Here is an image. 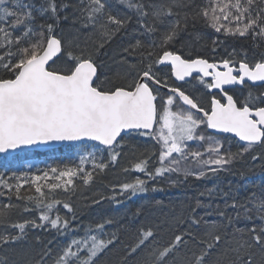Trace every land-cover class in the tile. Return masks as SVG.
<instances>
[{
    "label": "snow or ice",
    "instance_id": "6c2138e0",
    "mask_svg": "<svg viewBox=\"0 0 264 264\" xmlns=\"http://www.w3.org/2000/svg\"><path fill=\"white\" fill-rule=\"evenodd\" d=\"M117 2L126 5L131 15H122L112 0H78L75 5L65 0H43L39 7L26 0H0V153L58 142L91 141L102 146L97 151L107 153V162L103 155L98 161L96 152H87L81 154L80 164L91 159L93 168L103 171L118 163L126 139L143 137L159 146L158 166L150 171L151 156H145L131 170L146 179L137 177L134 183L119 185L120 195H137L145 193L148 182L157 178L175 184L172 174L201 179L227 171L237 157H243L255 145H264V56L249 63L246 53L237 60L233 50L229 58L210 62L175 50L190 21L194 24L203 20L216 32L223 29L233 35L250 36L254 43L264 41V0H207L202 6L195 0ZM69 7L79 13L72 20L73 26L78 23L86 36L83 47L75 45L78 50L66 44L57 31L62 20L69 19L67 14L61 15ZM37 16L44 22L37 24ZM133 18L138 25L134 31L146 39L125 49L134 59L123 61L129 65L122 76L124 83L106 87L100 80L96 60L86 53L87 44L98 38L99 52ZM218 43L212 41L213 53ZM187 45L191 46V41ZM161 66L167 70L163 76ZM192 80L209 93L219 90L223 98L212 94L205 106L194 93L175 83ZM229 85H241L250 91L237 99L226 90ZM214 133L232 134L244 142L241 151L223 150ZM79 173H83L80 178L87 185L93 174L81 166L65 170L52 167L30 178L14 176L16 183L0 177V196L10 200L14 192L16 199H27L39 210L38 220L10 223L5 209L15 206L4 203L0 207V224L7 223L18 234H0V245L23 239L28 226L67 231L70 222L59 214L56 206L61 201L52 193L69 192ZM25 184L34 189L35 195H21ZM200 195L209 199L207 203L197 200L196 207L205 209L204 216L219 219L205 220L193 209L188 229L175 235L170 243L160 245L152 230L142 231L127 256L134 257L151 245L142 264H169V260L175 264L174 254L192 241L199 252L192 253L188 264H264V198L245 202L215 188ZM217 197L224 199L223 209L212 207ZM63 207L73 212L70 203L64 202ZM54 209L56 215L52 218ZM32 210L25 205L24 211ZM240 219L251 222L246 230L248 238L241 229L228 231ZM193 227H203L204 232L198 235ZM97 229L102 230L103 224ZM90 233L91 229H87L83 237L73 238L52 258V264H97L99 255L116 242V237L113 234L104 240ZM51 256L49 248L39 264H48ZM0 264H6V260L0 259Z\"/></svg>",
    "mask_w": 264,
    "mask_h": 264
},
{
    "label": "trees",
    "instance_id": "16d2710c",
    "mask_svg": "<svg viewBox=\"0 0 264 264\" xmlns=\"http://www.w3.org/2000/svg\"><path fill=\"white\" fill-rule=\"evenodd\" d=\"M41 5L43 0H26ZM60 3L61 0H56ZM70 5H75L78 0H65ZM207 0H195V4L203 5ZM113 7L122 15L128 12L126 5L120 4L117 0H112ZM69 19L62 20L58 34L61 39L70 44L73 50L76 44L84 46L85 34L80 30L77 23L73 26L74 17H79V13L72 7L66 10ZM44 19L37 16L36 23H42ZM227 23V22H224ZM138 25L135 18L132 19L129 26L117 33L113 39L105 45L99 52L96 51L98 38L89 42L86 47V53L91 54L96 60L100 80L106 87L113 84H123L122 76L127 72L129 65L124 63L125 58L132 61L134 56L125 49L129 45H135L137 40L144 41L146 37L140 36L137 31ZM86 31V30H85ZM199 37V38H198ZM219 41L216 45V52H212V41ZM191 41V46L187 42ZM175 50L183 52L184 55L191 54L192 58L199 55L210 62L222 58H229L235 50L237 60L243 59L245 53L249 63L259 61L264 56V41L257 40L253 42L250 36L241 37L238 34L226 33L223 29L216 32L208 26L203 20L192 23L190 21L186 32H182L175 44ZM61 65H57L59 67ZM162 68V67H161ZM165 69L162 68L161 75H165ZM182 87V86H181ZM183 88V87H182ZM227 140L234 142L239 148V143L230 138ZM123 155L119 158L115 166L110 165L105 170L94 169L91 159L84 165L80 164L81 154L87 152H96L97 160L101 155L107 162V153L97 151L102 148L93 143H82L60 147L48 152H22L13 157L0 156V177L4 180L16 183L14 176L23 178L31 177L36 174H42L44 171L56 167L60 170L84 167L92 172L91 181L85 185L80 178L83 173H79L74 180V188L65 193L62 190H56L52 193L61 203L56 206L62 217L69 220V229L63 233H58L50 226L46 229L32 228L28 226L27 235L23 239L0 245V259L6 260V264H39L45 251L51 249L52 256L48 258V264H52V258L55 257L64 247H66L73 238H81L85 235V230L91 229L90 234L97 235L98 239H108L116 237V242L105 249L98 257L97 264H142L148 256L151 245L142 251H139L134 257L127 256V252L135 245L142 231L152 230L155 233L156 240L160 245L170 243L175 235L180 234L189 227V216L195 209L197 216H204L205 209L196 207L197 200L208 202L207 195L201 196L200 193H206L207 190L215 188L217 192H229L237 199L249 202L252 198L259 200L264 198V145L252 148L245 153L243 157H237L236 160L228 166L227 171H221L215 175L209 174L207 178L196 179L194 177L183 178L182 185H166L157 180L149 181L147 191L137 195L126 192L120 195L119 185L135 182L136 177L142 176V173L131 170L134 163L145 156H151L149 170L155 168L158 160V145L154 141H146L143 137L126 139ZM119 151V149H117ZM239 151H241L239 149ZM238 151V152H239ZM155 152V155L152 153ZM237 153V152H233ZM258 157L253 160L252 157ZM252 159V160H251ZM129 171L125 172L124 169ZM146 179V177H140ZM43 183V181L41 182ZM153 188L157 189L153 191ZM45 192L48 190L45 188ZM24 197L35 195L34 189H30L28 184L21 190ZM114 197V198H113ZM68 202L73 208L69 213L63 207V203ZM4 203H11L15 207L5 209L8 212V221L10 223L24 222L26 219H37L39 210H36L33 202L27 199L18 200L13 192L10 200L7 197L0 196V207ZM25 205L32 208V211H24ZM212 207L224 208V199L217 197L212 200ZM228 212L232 210L229 208ZM55 218L56 209L50 213ZM73 216L75 217L73 219ZM205 220H217L218 216L207 217ZM258 223V221H256ZM103 224V229L98 230L97 225ZM251 226V222L240 219L234 221L233 228L228 231L231 233L238 228L244 231ZM198 235L204 232V228L193 227ZM13 233L18 234V230L10 227L7 223L0 224V234ZM239 236L240 234L237 233ZM187 239V237H186ZM199 252L192 241L180 251L174 254L175 264H188L192 253ZM214 260L215 257H210ZM172 264V260H169Z\"/></svg>",
    "mask_w": 264,
    "mask_h": 264
},
{
    "label": "rangeland",
    "instance_id": "374dc122",
    "mask_svg": "<svg viewBox=\"0 0 264 264\" xmlns=\"http://www.w3.org/2000/svg\"><path fill=\"white\" fill-rule=\"evenodd\" d=\"M165 72H167V70L165 69ZM186 90L190 89V90H195L197 93H196V96L198 99L201 100V103L203 105H206V100L204 98V90L199 84H198V81H194L192 83H187L184 87ZM208 131V130H207ZM209 132V131H208ZM217 138L220 139L221 143H222V146H223V150H230L232 153L233 152H238L239 149L241 150L240 148V145H239V148L238 147H235L237 146L236 144H234V142L232 141H229V140H226L224 139L225 137L224 136H220V135H216L214 134ZM158 155H159V146H158ZM158 166L157 165V162H156V165L155 167ZM228 167V166H227ZM144 175L142 174V176L140 177H143ZM137 178V177H136ZM183 176H180V177H177L175 174H172V177L171 179L172 180H177V183L173 184L171 183L169 180H166V179H163V178H158L159 181L163 182L164 184L166 185H169V186H172V185H182V183L184 182L183 181ZM134 183V182H133Z\"/></svg>",
    "mask_w": 264,
    "mask_h": 264
},
{
    "label": "water",
    "instance_id": "95a60500",
    "mask_svg": "<svg viewBox=\"0 0 264 264\" xmlns=\"http://www.w3.org/2000/svg\"><path fill=\"white\" fill-rule=\"evenodd\" d=\"M189 79H191V78H189ZM176 82L183 83L181 81H176ZM247 83L250 84L251 82H247ZM257 83H260V82H257ZM235 86L241 87V85H229V86H225V88L226 89H229V88H233ZM216 91H219V90H216V89H213L212 90V92H216ZM210 131L213 132V130H210ZM218 134H224V133H218ZM228 135H232V134H228ZM85 142H91V141H85ZM76 143H80V142H58V143H51V144H48V145H41V146H33V147H29V148H24L22 150L18 149V150H15V151H10L8 153H0V155H2V156H12V155H15V154L20 153V152H23V151L45 152V151H48V150H51V149L58 148V147H60L62 145H65V144H70L71 145V144H76Z\"/></svg>",
    "mask_w": 264,
    "mask_h": 264
},
{
    "label": "flooded vegetation",
    "instance_id": "af4514ba",
    "mask_svg": "<svg viewBox=\"0 0 264 264\" xmlns=\"http://www.w3.org/2000/svg\"><path fill=\"white\" fill-rule=\"evenodd\" d=\"M252 90L255 94L256 89L253 88ZM261 90H264V89H261ZM227 91L229 94H232L234 96V98L241 99L242 97L247 95V93L250 91V89L248 87H239V88H233V89H230ZM215 94L217 95V98H220V99L223 98L222 93L219 92V93H215ZM211 97H212V94L207 93L208 104L210 103Z\"/></svg>",
    "mask_w": 264,
    "mask_h": 264
},
{
    "label": "bare ground",
    "instance_id": "6f19581e",
    "mask_svg": "<svg viewBox=\"0 0 264 264\" xmlns=\"http://www.w3.org/2000/svg\"><path fill=\"white\" fill-rule=\"evenodd\" d=\"M252 160V159H251Z\"/></svg>",
    "mask_w": 264,
    "mask_h": 264
}]
</instances>
